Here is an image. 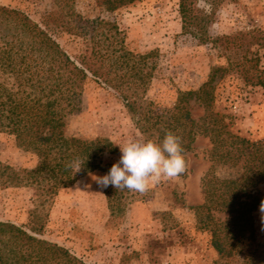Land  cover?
<instances>
[{"label": "trees", "instance_id": "16d2710c", "mask_svg": "<svg viewBox=\"0 0 264 264\" xmlns=\"http://www.w3.org/2000/svg\"><path fill=\"white\" fill-rule=\"evenodd\" d=\"M71 1L56 0L57 7L40 22L0 4V132L12 135L18 147L37 158L31 169L1 165L2 185L34 186L49 201L86 173L103 170L109 176L108 206L113 214L122 210L125 191L115 177L118 167L104 161V155L118 152L117 146L104 137L64 134L67 115L78 107L84 85L92 79L114 92L136 128L176 172H182L196 136L208 137L211 165L201 180L203 203L192 208L204 218L201 228L210 232L220 257L240 255L242 264H264V245L257 242L253 224V212L264 200V138L251 140L233 131L230 117L214 111L212 92L219 71H233L246 85L264 87V32L252 29L211 38L208 26L225 0H204L207 8L202 9L195 8L196 0H178L182 32L220 47L227 66L214 68L197 90L180 91L171 108L158 109L146 98L156 69L155 51L130 50L114 21L85 18ZM96 1L114 11L136 0ZM58 30L82 38L83 48L68 53L54 36ZM191 100L204 109L198 120L191 114ZM216 164L239 167V176L218 178ZM217 212L225 217L215 218ZM0 264L89 263L40 234L0 221Z\"/></svg>", "mask_w": 264, "mask_h": 264}, {"label": "rangeland", "instance_id": "374dc122", "mask_svg": "<svg viewBox=\"0 0 264 264\" xmlns=\"http://www.w3.org/2000/svg\"><path fill=\"white\" fill-rule=\"evenodd\" d=\"M0 4L19 9L37 22L57 7L56 0H0ZM71 4L85 18L114 21L130 50L155 51L156 69L146 98L158 109L171 108L180 91L197 90L214 68L227 66L220 47L182 32L178 0H136L114 11L96 0ZM206 6L204 0H196V9ZM252 29L264 32V0L221 2L207 33L216 38ZM54 36L70 54L83 48L80 37L61 30ZM260 65L264 66V56ZM212 86L213 109L230 117L231 129L251 140L264 138V87L246 85L233 71L217 72ZM190 105L195 120L204 115L198 102L191 100ZM64 134L104 137L117 146L118 152L104 155V161L118 167L115 177L125 191L122 210L113 214L108 206L109 176L103 170L86 173L49 201L34 186H4L0 177V221L40 234L89 264H242L240 255H218L210 232L201 228L204 218L192 208L203 203L201 180L211 165L208 137L196 136L178 173L171 162L158 156L114 92L92 79L86 81L78 107L67 115ZM36 161L35 154L18 147L12 135L0 132V166L31 169ZM239 173L240 168L231 165L214 167L218 178ZM36 224L37 232L33 231ZM253 224L257 242L264 245V200L253 212Z\"/></svg>", "mask_w": 264, "mask_h": 264}]
</instances>
